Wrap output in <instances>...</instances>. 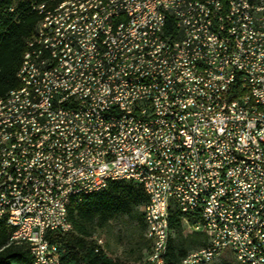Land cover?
<instances>
[{"label": "built area", "instance_id": "1", "mask_svg": "<svg viewBox=\"0 0 264 264\" xmlns=\"http://www.w3.org/2000/svg\"><path fill=\"white\" fill-rule=\"evenodd\" d=\"M152 2L164 3L112 2L107 24L97 15L89 19L90 35L74 39L78 54L44 66L40 95H16L2 105L15 114L20 104H33V113L49 106L39 121L25 115L19 128H27L26 137L0 138V200L1 190L10 189L0 213L10 214L9 236H28L30 264H61L59 246L38 235L40 212H48L50 231L64 232L65 196L74 202L75 194L83 199L111 181L139 184L147 197L144 236L156 247L142 264H167L175 210L184 232L207 235L206 245L189 250L180 264H212L226 252L240 264H264V253H253L264 246V0H213L207 21L198 18L196 0H177L164 16L152 14ZM122 18L129 26L114 34ZM227 21H246L248 30L227 28ZM165 23H173L174 33L163 57L120 66L127 53H140L132 52L138 39L150 42ZM189 24H199L207 38L189 34ZM212 27L221 30V43H213ZM59 42L54 36L43 48ZM103 58L118 63L117 74L95 71ZM35 69H23L20 83L35 82ZM68 93L84 94V101L65 105ZM8 167L16 168V188L6 184ZM148 220L155 228H147Z\"/></svg>", "mask_w": 264, "mask_h": 264}, {"label": "bare ground", "instance_id": "2", "mask_svg": "<svg viewBox=\"0 0 264 264\" xmlns=\"http://www.w3.org/2000/svg\"><path fill=\"white\" fill-rule=\"evenodd\" d=\"M161 2H152V14L156 16H164V12L172 11V4L177 0H162ZM121 6L130 3H140L141 0H63L57 6L51 9H45L43 5L36 8L42 17L36 24L33 34L25 41V50L22 54L21 64L17 70L16 76L20 83L22 70L26 68L35 69V82L20 83L19 87L11 89L4 96H0V138L3 135L17 133V137H26L27 128H19V125L27 124L28 120L39 121L45 114L49 113V106H40L36 113H33V104H20L19 114L3 111V104L11 103L16 95H25L26 97H36L45 89L46 69L44 66L52 64V60H63L68 53L78 54L79 45H74V39H86L90 35L89 19H94L99 15L100 24H107L108 16L111 15L110 5ZM213 4V0H196L197 14L200 21H207L209 18V7ZM103 12V14H101ZM66 17V18H64ZM58 18H64L63 22L58 25H50V29H41L37 33L40 25L54 22ZM74 18V19H72ZM125 26H129V18H122V22H118L114 26V34L125 32ZM82 27V28H81ZM227 28H238L240 30H248V22L246 21H227ZM189 34H197V38H207L206 30H199V24L188 25ZM174 25L173 23H165L158 31H153L151 41L147 39H138L132 45V52L120 59V66H131L140 60H150L153 57H163L168 52V42L173 39ZM210 35L213 43L222 42V32L219 27L210 28ZM54 36H61V41L56 46L44 47L45 42ZM100 48H107V41H100ZM40 65V66H39ZM108 70L110 74H117L118 63H110V58H103L102 62L95 64V71ZM47 90H54V83H47ZM84 101V94L68 93L65 97V105H72L73 102ZM53 112H60V105H53ZM15 123H12L14 122ZM10 124V125H5ZM0 146H4V139H0ZM26 163H33V155H26ZM16 168L8 167L6 184L8 188H16ZM92 193H87V195ZM87 195H84L87 196ZM10 199V189L1 190L0 207L2 200ZM84 199V198H83ZM82 194H75L74 202L72 196H65L64 206L61 210V220L68 229L64 232L73 230L72 224L68 218L69 211L83 201ZM0 220L9 227L10 214L0 213ZM147 228H155V220L147 221ZM50 231L48 212H40L38 235L42 236L43 242H49L46 239V233ZM100 240L101 238L95 237ZM153 239H160V232H153ZM9 241L13 244L24 245L28 250V236L26 235H10ZM149 249L156 247V240H148ZM253 253H264V246H253Z\"/></svg>", "mask_w": 264, "mask_h": 264}, {"label": "trees", "instance_id": "3", "mask_svg": "<svg viewBox=\"0 0 264 264\" xmlns=\"http://www.w3.org/2000/svg\"><path fill=\"white\" fill-rule=\"evenodd\" d=\"M62 1L0 0V96L20 86L16 73L25 50V41L32 36L42 17L33 7L43 5L45 9H51ZM146 202L141 185L111 181L104 190L85 196L81 204L70 209L68 218L73 228L71 232L48 231L46 239L59 246L61 264H132L129 260L109 257L103 246L100 248L96 244L93 235L118 215H136L137 207ZM169 227L174 230V236L168 240L167 264H180L189 250L207 243V235L203 232H184L176 210L169 215ZM9 234L8 227L0 220V264H30L31 257L26 246L11 243ZM143 244L145 259L149 250L148 240L144 239ZM219 264L240 263L233 257H226Z\"/></svg>", "mask_w": 264, "mask_h": 264}, {"label": "rangeland", "instance_id": "4", "mask_svg": "<svg viewBox=\"0 0 264 264\" xmlns=\"http://www.w3.org/2000/svg\"><path fill=\"white\" fill-rule=\"evenodd\" d=\"M143 206L137 207V214L130 217L118 215L110 220L103 228L97 229L94 237L101 238L103 249L107 255L114 259L129 260L132 264H140L146 253L144 239V224L142 221ZM232 257L228 252L222 258ZM137 260L138 262H135Z\"/></svg>", "mask_w": 264, "mask_h": 264}]
</instances>
